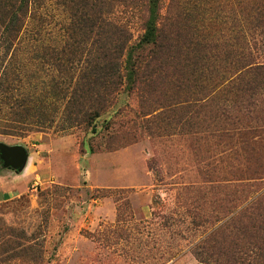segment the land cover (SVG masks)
<instances>
[{
	"label": "rangeland",
	"instance_id": "rangeland-1",
	"mask_svg": "<svg viewBox=\"0 0 264 264\" xmlns=\"http://www.w3.org/2000/svg\"><path fill=\"white\" fill-rule=\"evenodd\" d=\"M139 1L118 4L113 14L134 43L143 34ZM258 6L163 0L164 22L194 35L204 52L156 63L98 120L97 134L78 125L62 131L64 102L55 99L72 82L47 59L67 15L56 3L35 13L14 52L18 94L44 99L48 114L61 110L50 128L0 134V142L30 152L20 175L0 162V244L13 238L34 248L21 257L5 246L0 264H198L195 246L264 193V82L224 79L221 69L227 52L248 40L264 61ZM206 44L216 49L207 52ZM0 109L3 119L7 108Z\"/></svg>",
	"mask_w": 264,
	"mask_h": 264
},
{
	"label": "trees",
	"instance_id": "trees-1",
	"mask_svg": "<svg viewBox=\"0 0 264 264\" xmlns=\"http://www.w3.org/2000/svg\"><path fill=\"white\" fill-rule=\"evenodd\" d=\"M127 1L0 0V54L3 55L0 107L7 108V113L0 119L3 121L1 135L25 136L28 133L25 130L34 124L50 128L48 124L55 122L57 112L61 110L55 106V113L48 114L49 104L44 99L18 94L17 83L22 82L23 77L13 62L29 19L49 3L58 4L67 15L61 38L47 59L57 77L72 82L55 99V102H64L61 105L66 119L62 131L78 125L97 134L98 120L117 105L123 91L131 93L137 88L139 79L151 72L156 63L171 59L183 63L188 61L184 58L185 51H203L194 35L192 38L186 35L190 38L186 39L180 26L164 22L163 0L139 1L143 8V34L134 43L133 33L113 18L117 5ZM255 14V21L264 31V0H259ZM204 48L207 52L216 49H208L207 44ZM218 58L209 57L210 60ZM225 60L221 68L227 70L224 79H261L264 82V61H258L250 40L240 51L227 52ZM198 63L194 60L193 65ZM78 79L82 80L80 89ZM246 84L250 86V80ZM237 214L222 227L211 230L195 246L198 264H264V193L246 203ZM0 248V254L14 251L21 257L34 250L13 238L0 244Z\"/></svg>",
	"mask_w": 264,
	"mask_h": 264
},
{
	"label": "water",
	"instance_id": "water-1",
	"mask_svg": "<svg viewBox=\"0 0 264 264\" xmlns=\"http://www.w3.org/2000/svg\"><path fill=\"white\" fill-rule=\"evenodd\" d=\"M29 154L22 145H6L0 142V161L4 168L21 173L27 166Z\"/></svg>",
	"mask_w": 264,
	"mask_h": 264
},
{
	"label": "crops",
	"instance_id": "crops-1",
	"mask_svg": "<svg viewBox=\"0 0 264 264\" xmlns=\"http://www.w3.org/2000/svg\"><path fill=\"white\" fill-rule=\"evenodd\" d=\"M19 145V144H18ZM10 146H13V145H10ZM23 146V145H22ZM26 149H27V151H28V154H29V159H28V163H27V166H26V168L28 167V164L30 163V152H29V150H28V148L26 147V146H24ZM1 162V161H0ZM1 164H2V166H3V163L1 162ZM4 167V166H3ZM26 168L24 169V171L26 170ZM6 169V168H5ZM6 170H8V169H6ZM8 171H10V172H13V173H15L16 175H20L21 173H16V172H14V171H11V170H8ZM23 171V172H24Z\"/></svg>",
	"mask_w": 264,
	"mask_h": 264
}]
</instances>
